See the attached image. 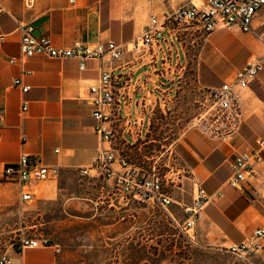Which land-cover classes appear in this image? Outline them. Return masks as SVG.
<instances>
[{
    "label": "crops",
    "instance_id": "1",
    "mask_svg": "<svg viewBox=\"0 0 264 264\" xmlns=\"http://www.w3.org/2000/svg\"><path fill=\"white\" fill-rule=\"evenodd\" d=\"M192 2L205 4V0L2 1L0 35L7 38L0 47V175L6 165L19 162L23 155L37 156L42 164L59 169L57 178L32 187L35 196L31 201H22L20 186L5 184L25 205L19 230L23 236L19 240L30 237L49 241L47 246L23 251L11 246L5 252L11 264H70L75 254L62 251L61 247L62 240L72 231L88 222L102 224L104 230L112 227V181L83 178L78 171L89 167L101 150L107 148L94 131V109L88 102L90 88L98 84L102 72L123 67L125 72L142 79V88L131 94L118 126V140L128 143L140 137L139 119L160 104L163 90L155 73L159 61L147 55L135 57L127 53L117 62L107 57L102 61L86 60L84 70L76 59L37 56L23 65L12 64L10 61L21 55L19 26L33 25L38 35L49 36L56 47H71L75 43L130 44L152 16L164 18ZM223 36L226 38L223 46L231 50L224 56V62H219L207 53L213 46L214 51L220 52L217 45ZM205 43L195 79L203 91L233 81L249 59L264 56V44L239 28L217 30L206 36ZM21 77L31 87L26 94L14 86V80ZM240 99L244 115L238 134L228 140H217L193 126L179 139L174 151L180 163L182 185L173 197L175 204L170 206L169 215L181 217L191 207L197 187L209 195L222 194L199 211L190 240L193 245L201 241L209 250L224 253L264 226V151L240 188L229 185L235 158L256 150L257 140L264 135V70L248 88L240 91ZM88 207L93 211L89 218ZM110 255L114 261L112 250ZM257 256L256 263L264 264V251ZM206 264L214 261L208 257Z\"/></svg>",
    "mask_w": 264,
    "mask_h": 264
},
{
    "label": "built area",
    "instance_id": "2",
    "mask_svg": "<svg viewBox=\"0 0 264 264\" xmlns=\"http://www.w3.org/2000/svg\"><path fill=\"white\" fill-rule=\"evenodd\" d=\"M2 1L0 0V16L4 12ZM232 28L253 34L264 44V0H205L203 6L192 2L164 18L152 16L133 42L121 45L114 42L95 46L75 43L71 47H56L49 36L38 35L33 25L19 26L21 55L10 62L23 65L28 59L37 56L52 60L76 59L80 61L81 70H84L86 60L102 61L107 57L117 62L127 53L135 57L147 55L152 60L170 59L179 62L183 52V36H207L217 30ZM6 38V35H0V47L5 44ZM124 69L120 67L112 72H102L98 84L90 88L88 102L94 109V131L101 136L107 148L101 150L89 167L78 171L83 178L112 181L114 208L149 204L169 214V208L174 203L172 190L178 186L175 180L160 176L155 167L145 170L137 166L116 147L118 126L123 120L122 113L128 108L131 94L134 95L142 88V79ZM262 70L264 56L251 58L243 70L237 72L233 81L218 89L205 91L206 102L211 99L212 104L203 106V113L197 117L196 127L203 135L224 141L238 134L244 115L240 91L248 88ZM14 86L24 94L31 89L24 84L22 77L14 80ZM23 110H27V105ZM263 151L264 135L257 140L256 150L239 154L235 158L230 186L240 188L253 172L254 162L260 160ZM58 175V167L42 164L37 156L23 155L19 162L4 167L0 181L20 186L22 201H31L35 196L31 191L32 187L57 178ZM215 197H222V194L209 195L203 188L197 187L192 205L186 209L191 214L187 221L188 227L195 225L199 211ZM48 244V240L25 237L15 246L23 251ZM263 251L264 226L256 229L241 245L226 249L228 254L239 260ZM0 264H11V261L4 255Z\"/></svg>",
    "mask_w": 264,
    "mask_h": 264
},
{
    "label": "rangeland",
    "instance_id": "3",
    "mask_svg": "<svg viewBox=\"0 0 264 264\" xmlns=\"http://www.w3.org/2000/svg\"><path fill=\"white\" fill-rule=\"evenodd\" d=\"M182 39L183 52L179 62L159 61L155 73L160 77L163 96L160 95V104L149 115L139 119L140 137L130 143L125 140L116 143V147L137 166L145 170L155 167L160 176L173 178L178 185L172 190L174 199L182 185L180 163L174 151L183 134L197 125L203 106L212 104L211 99L206 102V90H201L195 81L206 36H183ZM225 42L223 36L217 45L220 52L214 51L213 46L208 49L211 52L207 56L224 62V56L231 50L223 46ZM23 212H26L25 205L10 191V185L0 181V259L23 236L19 231L23 225ZM92 213L88 207L87 217ZM190 215L184 210L181 217L170 216L149 204L114 208L111 229L104 230L102 224L92 222L82 224L62 240L61 250L75 254L70 264L74 261L76 264H206L208 257L214 264H257L258 254L239 260L228 253L209 250L201 241H195L196 245H193L190 234L195 230L196 222L193 229L187 226ZM190 229L192 231L188 232Z\"/></svg>",
    "mask_w": 264,
    "mask_h": 264
}]
</instances>
